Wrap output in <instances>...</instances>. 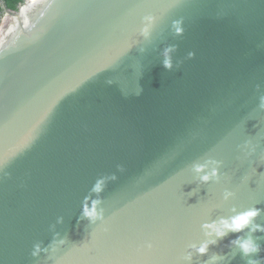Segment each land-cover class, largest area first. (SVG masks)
Here are the masks:
<instances>
[{"label": "water", "instance_id": "water-1", "mask_svg": "<svg viewBox=\"0 0 264 264\" xmlns=\"http://www.w3.org/2000/svg\"><path fill=\"white\" fill-rule=\"evenodd\" d=\"M1 4L0 264H264V0Z\"/></svg>", "mask_w": 264, "mask_h": 264}, {"label": "trees", "instance_id": "trees-1", "mask_svg": "<svg viewBox=\"0 0 264 264\" xmlns=\"http://www.w3.org/2000/svg\"><path fill=\"white\" fill-rule=\"evenodd\" d=\"M1 1H4L7 8L10 10H17L18 6L23 3L24 0H0V26H1V20L3 17V8H2V4ZM7 19L3 21V27H2V31L6 29L7 27Z\"/></svg>", "mask_w": 264, "mask_h": 264}, {"label": "bare ground", "instance_id": "bare-ground-1", "mask_svg": "<svg viewBox=\"0 0 264 264\" xmlns=\"http://www.w3.org/2000/svg\"><path fill=\"white\" fill-rule=\"evenodd\" d=\"M37 1H38V0H28V2H29L28 5H31V2L35 4ZM7 21H8V23H7V27H8V25H9L11 22L9 21V18H7ZM7 27H6V28H7Z\"/></svg>", "mask_w": 264, "mask_h": 264}]
</instances>
